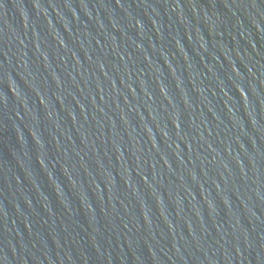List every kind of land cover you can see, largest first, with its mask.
Returning a JSON list of instances; mask_svg holds the SVG:
<instances>
[{"label":"water","instance_id":"1","mask_svg":"<svg viewBox=\"0 0 264 264\" xmlns=\"http://www.w3.org/2000/svg\"><path fill=\"white\" fill-rule=\"evenodd\" d=\"M0 264H264V0H0Z\"/></svg>","mask_w":264,"mask_h":264}]
</instances>
